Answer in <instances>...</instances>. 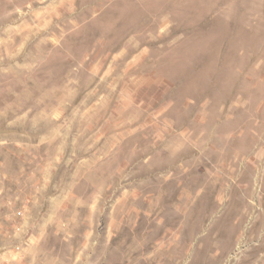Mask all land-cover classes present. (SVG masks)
I'll return each instance as SVG.
<instances>
[{
  "label": "rangeland",
  "instance_id": "1",
  "mask_svg": "<svg viewBox=\"0 0 264 264\" xmlns=\"http://www.w3.org/2000/svg\"><path fill=\"white\" fill-rule=\"evenodd\" d=\"M0 264H264V0H0Z\"/></svg>",
  "mask_w": 264,
  "mask_h": 264
}]
</instances>
